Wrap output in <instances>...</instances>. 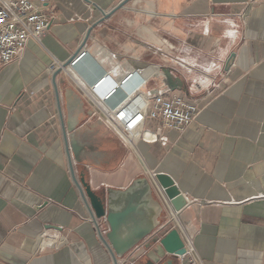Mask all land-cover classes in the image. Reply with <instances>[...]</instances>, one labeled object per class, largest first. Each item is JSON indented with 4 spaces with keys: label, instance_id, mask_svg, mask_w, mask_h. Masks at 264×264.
Segmentation results:
<instances>
[{
    "label": "crops",
    "instance_id": "obj_1",
    "mask_svg": "<svg viewBox=\"0 0 264 264\" xmlns=\"http://www.w3.org/2000/svg\"><path fill=\"white\" fill-rule=\"evenodd\" d=\"M32 1L49 26L0 67V264H180L146 254L152 233L172 228L192 235L203 264H264V0ZM81 43L105 69L108 52L159 65L171 85L161 73L149 87L198 114L182 131L147 121L157 139L134 149L100 117L86 121L71 79L47 70ZM98 70L91 61L83 73ZM84 122L75 155L68 134ZM156 173L180 191L177 222ZM142 178L161 207L156 227L115 263L85 189L105 206Z\"/></svg>",
    "mask_w": 264,
    "mask_h": 264
},
{
    "label": "built area",
    "instance_id": "obj_2",
    "mask_svg": "<svg viewBox=\"0 0 264 264\" xmlns=\"http://www.w3.org/2000/svg\"><path fill=\"white\" fill-rule=\"evenodd\" d=\"M48 26V17L32 0H0V67L15 60L27 41L38 40ZM108 55L115 63L112 68L105 69L81 43L67 60L53 59L47 66L51 73L66 74L77 87L80 93L74 103L86 121L100 117L134 149L139 139H157L155 131L145 128L147 121L162 128L182 131L198 114L200 108L196 102L169 88L149 87L161 76L159 65L144 63L134 66L129 58L119 57L115 52H108ZM91 61L99 70L92 72L87 79L83 69ZM162 194L165 196L163 191ZM168 207L171 221L177 222L180 209H175L171 203ZM100 218L106 222L104 217ZM157 230L152 233V238L158 243L161 236ZM181 239L185 251L174 256L180 264H203L193 246L192 235L184 230Z\"/></svg>",
    "mask_w": 264,
    "mask_h": 264
},
{
    "label": "water",
    "instance_id": "obj_3",
    "mask_svg": "<svg viewBox=\"0 0 264 264\" xmlns=\"http://www.w3.org/2000/svg\"><path fill=\"white\" fill-rule=\"evenodd\" d=\"M95 25L88 29L86 37ZM161 73L171 85L169 73L166 70H162ZM87 125V122H84L68 134L69 146L75 155L80 146L78 137ZM71 172L73 175L72 169ZM154 178L172 206L177 210L181 209L183 204L177 202L180 191L173 180L160 173L154 174ZM85 192L95 215L104 217L108 225L105 239L100 236L109 247L115 263L116 257L124 256L156 227L155 214L161 207L152 199V188L145 178L135 180L125 190H110L105 206L87 187ZM157 244L155 250L146 253L154 263H158L166 255H181L185 251L180 234L174 228L164 233Z\"/></svg>",
    "mask_w": 264,
    "mask_h": 264
},
{
    "label": "bare ground",
    "instance_id": "obj_4",
    "mask_svg": "<svg viewBox=\"0 0 264 264\" xmlns=\"http://www.w3.org/2000/svg\"><path fill=\"white\" fill-rule=\"evenodd\" d=\"M72 94H73V93H72ZM73 121H74V120H73V119H71V120H70V123H73Z\"/></svg>",
    "mask_w": 264,
    "mask_h": 264
}]
</instances>
